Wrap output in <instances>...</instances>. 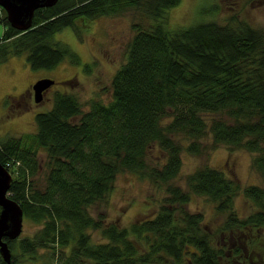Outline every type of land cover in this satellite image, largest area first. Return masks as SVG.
I'll list each match as a JSON object with an SVG mask.
<instances>
[{"label":"trees","instance_id":"16d2710c","mask_svg":"<svg viewBox=\"0 0 264 264\" xmlns=\"http://www.w3.org/2000/svg\"><path fill=\"white\" fill-rule=\"evenodd\" d=\"M140 1L59 0L36 9L26 31L12 28L4 11L0 64L25 56L32 70H51L64 60L79 65L78 55L55 33L75 31L77 20L115 14ZM179 1L142 3L153 22L134 25L108 103L92 99L84 112L74 94L56 91L52 107L35 115L33 134L0 138V163L12 174L8 197L21 207L23 222L37 227L5 238L12 264H256L240 241L226 243V250L215 237L228 232L230 241L236 232L237 240L238 232L264 226L262 188L243 189L259 208L240 219L234 208L239 183L223 171L202 166L186 176L185 190L171 180L181 166L178 135L190 140L185 149L191 154L201 153L207 136L214 147L253 153L252 166L264 177V29L233 15L224 23L169 30L165 10ZM153 146L165 154L161 165L148 163ZM39 151L47 158L42 188L34 183ZM122 172L165 186L166 204L154 218L127 228L103 225L89 208L105 200ZM192 195L225 215L215 231L203 227L200 213L185 208ZM90 230H100L102 241L92 242Z\"/></svg>","mask_w":264,"mask_h":264},{"label":"rangeland","instance_id":"374dc122","mask_svg":"<svg viewBox=\"0 0 264 264\" xmlns=\"http://www.w3.org/2000/svg\"><path fill=\"white\" fill-rule=\"evenodd\" d=\"M145 1H140L139 5H129L115 14L77 20L75 31L67 27L55 33V40L68 45L78 55L79 65L64 60L51 70H32L25 56L12 57L0 64V138L33 134L36 130L35 115L52 107L56 91L74 94L84 112L92 99L108 103L112 94V77L125 62L127 46L136 32L134 25L147 26L153 22L141 7ZM165 14V26L169 30L203 21L224 23L233 15L246 20L253 27L264 29V0H180L176 6L165 10ZM4 29V24L0 23V36ZM42 78H50L54 84L45 91L40 102H35L32 85ZM167 121L169 119L163 120L165 123ZM175 139L182 144V151L181 166L178 175L171 180L173 184L185 190L186 176L206 165L223 171L239 183L240 191L235 196L234 208L240 219L258 210L259 207L243 193V189L250 185L264 190V177L252 166L253 153L229 149L224 145L214 147L211 137L207 136L202 140L201 153L191 154L185 149L189 139L180 135ZM164 157V152L153 146L147 160L151 166H156L164 162ZM37 159L39 169L34 183L42 188L47 158L43 151H39ZM165 197V186L156 187L134 173L122 172L116 176L105 200L91 206L89 212L94 218L101 216L103 225L115 223L127 228L133 223L154 218L160 206L166 204ZM185 208L191 213H200L201 224L209 232L215 231L225 220V215L217 213L214 204L203 196L192 195ZM36 228L25 221L19 236L31 234ZM89 233L92 242L102 241L100 230H90ZM229 234L223 232L215 237V241H221L226 250L229 248L226 243L232 242V245L234 241H240L245 254H250V260L264 264V226L243 235L238 232V241L236 232L230 241ZM237 264L247 263L240 260Z\"/></svg>","mask_w":264,"mask_h":264},{"label":"water","instance_id":"95a60500","mask_svg":"<svg viewBox=\"0 0 264 264\" xmlns=\"http://www.w3.org/2000/svg\"><path fill=\"white\" fill-rule=\"evenodd\" d=\"M57 0H0L10 26L18 31L32 27L34 12L50 7ZM54 84L50 78L37 80L33 85L35 102H40L46 90ZM12 174L0 163V256L5 264H12L11 253L5 238L16 239L22 232L23 211L19 204L8 197Z\"/></svg>","mask_w":264,"mask_h":264},{"label":"flooded vegetation","instance_id":"af4514ba","mask_svg":"<svg viewBox=\"0 0 264 264\" xmlns=\"http://www.w3.org/2000/svg\"><path fill=\"white\" fill-rule=\"evenodd\" d=\"M58 1H59V0H57V2H58ZM79 1L86 2V1H88V0H79ZM57 2H56V3H57ZM56 3H55V4H56ZM55 4H54V5H55ZM52 6H53V5H52ZM44 8H46V7H44ZM38 9H40V8H38ZM4 11H5V10L0 6V13H3ZM5 13H6V12H5ZM43 96H44V95H43Z\"/></svg>","mask_w":264,"mask_h":264}]
</instances>
